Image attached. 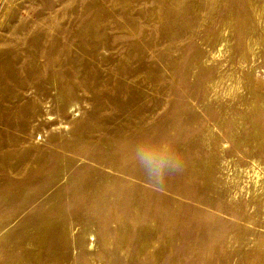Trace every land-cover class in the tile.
<instances>
[{"label":"rangeland","instance_id":"rangeland-1","mask_svg":"<svg viewBox=\"0 0 264 264\" xmlns=\"http://www.w3.org/2000/svg\"><path fill=\"white\" fill-rule=\"evenodd\" d=\"M0 264H264V0H0Z\"/></svg>","mask_w":264,"mask_h":264},{"label":"clouds","instance_id":"clouds-1","mask_svg":"<svg viewBox=\"0 0 264 264\" xmlns=\"http://www.w3.org/2000/svg\"><path fill=\"white\" fill-rule=\"evenodd\" d=\"M131 160L155 188H163L168 178L181 174L185 167L174 144L163 137L138 140L132 146Z\"/></svg>","mask_w":264,"mask_h":264}]
</instances>
